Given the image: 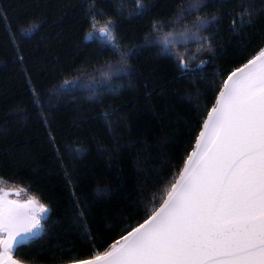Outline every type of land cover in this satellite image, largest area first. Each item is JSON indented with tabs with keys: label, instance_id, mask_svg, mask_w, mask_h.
Instances as JSON below:
<instances>
[{
	"label": "trees",
	"instance_id": "obj_1",
	"mask_svg": "<svg viewBox=\"0 0 264 264\" xmlns=\"http://www.w3.org/2000/svg\"><path fill=\"white\" fill-rule=\"evenodd\" d=\"M192 3L0 0V181L50 209L17 260L90 259L166 197L218 86L264 46V0H202L189 12ZM213 16L199 39L179 35ZM109 20L129 55L106 78L119 53L85 37ZM169 32L182 39L165 42Z\"/></svg>",
	"mask_w": 264,
	"mask_h": 264
},
{
	"label": "snow or ice",
	"instance_id": "obj_2",
	"mask_svg": "<svg viewBox=\"0 0 264 264\" xmlns=\"http://www.w3.org/2000/svg\"><path fill=\"white\" fill-rule=\"evenodd\" d=\"M201 3L193 0L189 12ZM220 19L198 18L195 30L179 35L199 39L202 27ZM114 33L115 22L109 20L95 37L120 56L118 67L106 65V78L125 71L128 63L129 53L121 50ZM172 35L165 34V42ZM92 38V33L85 37ZM206 50H212L210 43ZM179 63L187 67L183 59ZM76 152L82 155L84 149ZM49 212L36 197L20 203L0 188V264H18L13 252L44 232ZM80 264H264V46L218 86L195 147L162 202L156 206L154 201L143 222L123 230L107 251Z\"/></svg>",
	"mask_w": 264,
	"mask_h": 264
},
{
	"label": "flooded vegetation",
	"instance_id": "obj_3",
	"mask_svg": "<svg viewBox=\"0 0 264 264\" xmlns=\"http://www.w3.org/2000/svg\"><path fill=\"white\" fill-rule=\"evenodd\" d=\"M0 188H3L5 192L8 193V198L11 200L19 201L20 203H24L29 200L31 197L23 192L21 189L16 188L14 186L6 185L0 182Z\"/></svg>",
	"mask_w": 264,
	"mask_h": 264
},
{
	"label": "rangeland",
	"instance_id": "obj_4",
	"mask_svg": "<svg viewBox=\"0 0 264 264\" xmlns=\"http://www.w3.org/2000/svg\"><path fill=\"white\" fill-rule=\"evenodd\" d=\"M94 37H96L97 35H98V31H95L94 32V34H92ZM182 39V37L181 38H177V37H173V36H170L169 38H168V41H171V40H175V41H178V40H181ZM1 182V181H0ZM2 183V182H1ZM19 189H21V188H19ZM23 192H25L26 194H27V192L24 190V189H21Z\"/></svg>",
	"mask_w": 264,
	"mask_h": 264
},
{
	"label": "water",
	"instance_id": "obj_5",
	"mask_svg": "<svg viewBox=\"0 0 264 264\" xmlns=\"http://www.w3.org/2000/svg\"><path fill=\"white\" fill-rule=\"evenodd\" d=\"M206 118H207V117H206ZM194 147H195V145H194ZM182 169H183V167H182ZM182 169H181V170H182ZM177 178H178V176H177ZM26 244H27V243H26ZM24 245H25V244H24ZM21 246H23V245L18 246V248L21 247ZM16 250H17V249H16ZM15 252H16V251L13 252V257H14V259H16V258H15ZM16 260H17V259H16ZM17 261H18V264H25V263H23V262H21V261H19V260H17ZM70 264H80V261H79V262H75V263H70Z\"/></svg>",
	"mask_w": 264,
	"mask_h": 264
}]
</instances>
